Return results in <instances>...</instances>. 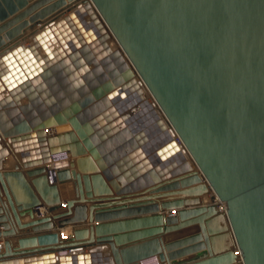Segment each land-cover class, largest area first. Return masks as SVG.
<instances>
[{
  "label": "water",
  "instance_id": "1",
  "mask_svg": "<svg viewBox=\"0 0 264 264\" xmlns=\"http://www.w3.org/2000/svg\"><path fill=\"white\" fill-rule=\"evenodd\" d=\"M2 237L0 264H264V0H0Z\"/></svg>",
  "mask_w": 264,
  "mask_h": 264
},
{
  "label": "crops",
  "instance_id": "2",
  "mask_svg": "<svg viewBox=\"0 0 264 264\" xmlns=\"http://www.w3.org/2000/svg\"><path fill=\"white\" fill-rule=\"evenodd\" d=\"M39 27V26H38ZM28 33H30V30H28ZM23 102H26V99L23 100ZM120 157L119 154H111L110 153V163L112 162L114 165H116V169H119L121 168L122 166L124 165H128V163H131L132 160L126 158V157H121L120 159H118ZM10 158V157H9ZM8 158V159H9ZM7 166V164H6ZM209 199L211 198V195L208 196ZM171 210H164L162 213H165V214H169ZM126 219V218H124ZM29 220V217H22V221H27ZM114 221H121V219H118V220H106V221H100V222H97V221H93V223H90L89 220L86 222V223H83V224H80V225H68V226H63V227H59L57 224L54 225V227L50 230V231H64L66 229L69 228V231L67 233H64L65 236H70L73 234V230L77 227H82V228H89V226L92 224L94 226L98 225V224H102V223H109V222H114ZM38 233H41V232H32L30 233L29 235H36ZM69 233V234H68ZM28 235V234H27ZM26 235V236H27ZM22 236V235H20ZM24 236V235H23ZM5 237H2L0 238L1 239H4ZM14 243H17V236H14ZM30 245H33V242L32 241H27L24 246H30Z\"/></svg>",
  "mask_w": 264,
  "mask_h": 264
},
{
  "label": "built area",
  "instance_id": "3",
  "mask_svg": "<svg viewBox=\"0 0 264 264\" xmlns=\"http://www.w3.org/2000/svg\"><path fill=\"white\" fill-rule=\"evenodd\" d=\"M72 157L68 151L58 152L51 155L50 162L46 165L47 174L50 182H54L56 179V174L59 169L66 168L70 166V161ZM220 203V202H219ZM222 204V203H221ZM41 211V208H40ZM41 213H43L41 211ZM172 214H176V210L171 212ZM141 264H166L160 260L158 256H152L146 259L141 260Z\"/></svg>",
  "mask_w": 264,
  "mask_h": 264
},
{
  "label": "bare ground",
  "instance_id": "4",
  "mask_svg": "<svg viewBox=\"0 0 264 264\" xmlns=\"http://www.w3.org/2000/svg\"><path fill=\"white\" fill-rule=\"evenodd\" d=\"M38 26H40V24L37 25V27H38ZM111 46H112L113 48H115L116 43H115L114 41H111ZM11 163H13V158H12V157H10V158L7 160V165H11ZM215 200H216V199H215ZM203 201H205V202L209 201V197H208V196H204ZM216 201H217V200H216ZM218 204H219L221 207H224L223 204H221V203H219V202H218ZM40 208H41V211L43 212L42 214H46V213H48V210H47L45 207H40ZM68 231H69V228L66 229V230L64 231V233H67ZM68 234H69V233H68ZM0 247H3V245L0 244Z\"/></svg>",
  "mask_w": 264,
  "mask_h": 264
}]
</instances>
